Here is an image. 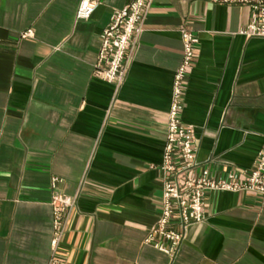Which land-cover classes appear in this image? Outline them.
Instances as JSON below:
<instances>
[{"label": "crops", "instance_id": "obj_1", "mask_svg": "<svg viewBox=\"0 0 264 264\" xmlns=\"http://www.w3.org/2000/svg\"><path fill=\"white\" fill-rule=\"evenodd\" d=\"M97 1L80 20L81 0H0V264L49 263L56 191L76 197L58 249L70 264H264V202L248 191L208 193L206 219L175 256L144 243L163 206L183 29L199 38L182 113L195 126L196 171L224 177L256 164L264 38L239 33L250 10L154 0L115 85L94 68L103 30L131 0Z\"/></svg>", "mask_w": 264, "mask_h": 264}, {"label": "built area", "instance_id": "obj_2", "mask_svg": "<svg viewBox=\"0 0 264 264\" xmlns=\"http://www.w3.org/2000/svg\"><path fill=\"white\" fill-rule=\"evenodd\" d=\"M154 0H131L116 10L111 22L102 32L101 47L95 64V75L115 85L126 76L127 62L133 42L143 30L147 13ZM220 3H237L250 10L247 24L240 34L264 38V0H213ZM97 0H81L77 18L89 19L95 12ZM32 34L31 30L23 37ZM183 59L178 67L168 114V126L163 160L160 166L163 181L162 211L156 224L149 230L144 243L170 256H175L184 241L188 228L206 219V197L212 191H248L264 202V146L254 168L238 175L229 172L224 177H214L198 167L195 126L182 119L187 78L193 68L199 44L198 36L188 29L182 30ZM59 182L52 180L53 187ZM76 204V197L56 191L52 197L53 235L52 255L48 264H70L58 255L66 228V217Z\"/></svg>", "mask_w": 264, "mask_h": 264}]
</instances>
